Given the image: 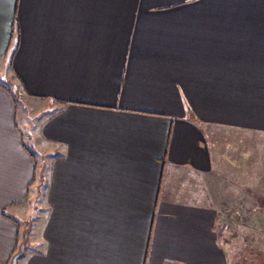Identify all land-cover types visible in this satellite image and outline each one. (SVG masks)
I'll list each match as a JSON object with an SVG mask.
<instances>
[{
    "label": "crops",
    "instance_id": "crops-1",
    "mask_svg": "<svg viewBox=\"0 0 264 264\" xmlns=\"http://www.w3.org/2000/svg\"><path fill=\"white\" fill-rule=\"evenodd\" d=\"M12 74L34 151L0 84V264L264 252V0H0Z\"/></svg>",
    "mask_w": 264,
    "mask_h": 264
},
{
    "label": "rangeland",
    "instance_id": "rangeland-1",
    "mask_svg": "<svg viewBox=\"0 0 264 264\" xmlns=\"http://www.w3.org/2000/svg\"><path fill=\"white\" fill-rule=\"evenodd\" d=\"M0 84L5 86L6 88H8V90H10L12 92V94L14 95V99L16 100L15 103H16L17 124L19 125V127L22 131L25 145L33 152L34 151L33 150L34 145L31 144L32 141H31V139H29L28 134L30 133V130L27 127L32 125L34 123V121H31L32 114H31V110L28 107V105L22 103V100L25 99V97L23 95H21L22 92L20 91V88L17 85V80H16L15 76L12 74V75H10V82L7 81V78L0 77ZM23 105H25V106H23ZM23 123H25L27 125L26 128L23 126ZM34 157L37 160L38 165L41 164L43 166V158H41L39 154H34ZM48 163H49V160H44V164L45 165L47 164V170H49ZM41 169L42 168H40L38 175L36 176L35 184L33 186L34 188H32V193H31L32 196L36 195V191L38 190V188L36 186L38 184L37 181H39L41 178V174H42ZM46 174H47V171H46ZM34 214H36V212H33L31 214V216ZM21 237H23V235ZM256 238H258V237L256 236ZM225 248L228 251V257H229L230 261L232 259H234V257H236V261L239 264H250V263L251 264H264V252H261V251L260 252H252V251H246V252L243 251L242 252L241 251L240 253H231L229 251L230 246H225Z\"/></svg>",
    "mask_w": 264,
    "mask_h": 264
},
{
    "label": "trees",
    "instance_id": "trees-1",
    "mask_svg": "<svg viewBox=\"0 0 264 264\" xmlns=\"http://www.w3.org/2000/svg\"><path fill=\"white\" fill-rule=\"evenodd\" d=\"M16 101V100H15ZM31 156H32V158L34 159V173H33V177H32V182H31V184H33L34 183V181L36 180V176L38 175V172H39V170H40V168H42L41 170H42V174H41V178H40V182H41V184H42V186H41V188L39 189V190H37L36 191V195H39V193L38 192H40V191H44L45 190V188H46V186H47V184H48V173L46 174V169H47V166H45V164H43V166L40 164V165H38V162H37V160L35 159V157H34V155L33 154H31ZM30 184V185H31ZM28 191H29V189H28ZM21 244H24V237H23V242L21 243ZM20 244V245H21ZM20 247V246H19ZM18 250H19V248H18ZM18 250H17V252H18ZM16 252V253H17ZM16 253L14 254V256L16 255ZM13 256V257H14ZM12 257V258H13ZM12 260V259H11Z\"/></svg>",
    "mask_w": 264,
    "mask_h": 264
},
{
    "label": "water",
    "instance_id": "water-1",
    "mask_svg": "<svg viewBox=\"0 0 264 264\" xmlns=\"http://www.w3.org/2000/svg\"><path fill=\"white\" fill-rule=\"evenodd\" d=\"M23 251H24V244H21L20 247H19L18 252H17L16 255L12 258L10 264H16L18 258L23 254Z\"/></svg>",
    "mask_w": 264,
    "mask_h": 264
}]
</instances>
